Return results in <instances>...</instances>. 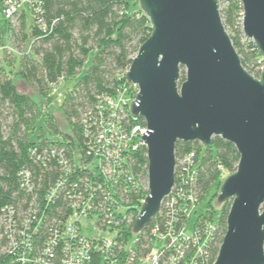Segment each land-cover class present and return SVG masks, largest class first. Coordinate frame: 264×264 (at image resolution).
<instances>
[{
  "label": "trees",
  "instance_id": "16d2710c",
  "mask_svg": "<svg viewBox=\"0 0 264 264\" xmlns=\"http://www.w3.org/2000/svg\"><path fill=\"white\" fill-rule=\"evenodd\" d=\"M41 1V13L33 16L22 10L13 20L7 19L11 48L15 50L4 48V52L14 56L15 51L21 56L18 73L40 99L20 92L14 78L0 74V233L3 232L1 218L4 209L13 207L16 216L27 211L34 196L41 199L49 185L59 177L57 158L47 160V165L38 160L36 155L42 148H64L72 164L85 161L84 120L90 113L96 112L100 98L116 97L131 86L135 89L136 97L138 88L129 83L125 75L141 44L152 32L151 21L141 9L139 0ZM220 2L223 22L241 55L243 65L253 75L260 76L262 57L254 42L248 41L244 35L242 4L238 0ZM27 13L34 18L29 30ZM91 54L93 58L88 70L73 89L66 92L62 101V113L68 122L66 129L62 130L54 114L49 112L45 122L51 136H46L43 129L35 132V119L41 114L40 104L46 99L51 85L61 77L81 72ZM257 66L260 68L257 69ZM185 79L186 69L182 67L180 83ZM137 121L145 123L141 117ZM33 150L37 152L33 154ZM191 152L195 153V160L199 162L196 189L200 202L215 184L225 178V173L229 175L236 170L240 154L234 144L221 137H214L209 148L200 142L179 141L176 145L177 163ZM126 163L139 186L125 196L130 222L123 225L118 240L125 254H128L127 249L131 245L138 257L150 251L148 243L152 229L157 224L163 225V217L152 219L142 232L134 234L133 226L140 211L138 204L148 194L147 147L130 150ZM23 169L32 172L34 188L31 191L23 186L24 178L20 174ZM222 204L219 212L209 201L207 211L196 221L199 224L208 220L216 226L208 245L211 264L218 255L227 230L231 201ZM59 205H63L62 199L52 206L50 218L52 212L57 213L55 208ZM48 220L47 217L40 226L36 241L39 246L49 234L46 228ZM6 243L7 239L0 237V264L6 260V254L2 251Z\"/></svg>",
  "mask_w": 264,
  "mask_h": 264
},
{
  "label": "water",
  "instance_id": "95a60500",
  "mask_svg": "<svg viewBox=\"0 0 264 264\" xmlns=\"http://www.w3.org/2000/svg\"><path fill=\"white\" fill-rule=\"evenodd\" d=\"M243 32L262 57L260 76L242 63L221 16L220 0H139L152 24L126 72L138 88L130 112L144 119L148 194L133 226L142 232L171 194L176 145L214 137L234 144L215 210L231 201L227 230L212 264H264V0H238ZM182 67L186 79L180 83Z\"/></svg>",
  "mask_w": 264,
  "mask_h": 264
},
{
  "label": "built area",
  "instance_id": "2783aa9c",
  "mask_svg": "<svg viewBox=\"0 0 264 264\" xmlns=\"http://www.w3.org/2000/svg\"><path fill=\"white\" fill-rule=\"evenodd\" d=\"M41 7V0H0V12L8 20L22 10L35 16L41 13ZM124 93L126 90L116 97H101L96 112L85 118V161L72 164L66 150L56 146L42 148L36 155L44 165L57 158L60 174L41 199L34 196L27 211L16 216L13 207L4 209L0 237H5L7 243L2 248L6 260L1 264H211L208 245L216 229L214 223H195L192 233L186 231L199 202V162L194 152L178 160L174 187L158 215L163 217V225L152 229L150 251L138 257L131 245L128 254L122 251L118 236L123 225L130 222L125 196L139 186L126 163V155L146 146L141 135L148 128L130 112ZM20 174L23 186L33 190L32 172L23 169ZM59 199L63 205L57 206V213L52 212L50 218L52 206ZM47 217L49 234L39 246L38 233ZM86 218L94 222L87 226L93 234L84 228L82 219ZM155 242L159 244L157 248Z\"/></svg>",
  "mask_w": 264,
  "mask_h": 264
},
{
  "label": "rangeland",
  "instance_id": "374dc122",
  "mask_svg": "<svg viewBox=\"0 0 264 264\" xmlns=\"http://www.w3.org/2000/svg\"><path fill=\"white\" fill-rule=\"evenodd\" d=\"M26 19H27V26L29 30V28L34 24V18L30 13H27ZM0 26L2 29V41L0 43V66L3 68V70L0 71V74L3 76L14 78L16 80V84L20 92L35 96L40 99V96L36 93V91L18 73L21 56L15 51H14V56L8 55L4 52V48L6 47L7 49L9 47L11 48V41H10V33H9V21L4 17V15L1 12H0ZM92 58H93V54L89 56L83 69L78 74L70 76V77H61L58 80V82L51 85L47 93L46 99L40 104L41 114L35 119V127H34L35 132H38L41 129H43L46 136H51L48 127H46L47 125L45 122L46 118L48 117L49 112L54 114V116L56 117V120H58V123L61 129L62 130L66 129L68 122L62 113V108H61L62 101L64 99L66 92L73 89L77 81L86 73V71L88 70L89 66L92 63ZM256 68L259 69L260 67L257 66ZM134 93H135V89L132 86L127 87L126 93H124L123 96L125 100L128 102V104H130L135 99ZM226 176H227V173H225V177ZM224 179H222L219 183L215 184L210 189L205 199H203L196 205L194 212L189 217V222H188V226L186 229L188 234L192 233L193 227L196 221L198 220V218L207 211L209 201L212 202L215 197L219 196L220 188H221L222 183L224 182ZM145 197L142 198L140 203L138 204L139 208H141ZM221 208L218 209L217 211L220 212ZM82 223L84 225V228H86L87 230L86 232L88 234H93V232L90 231V227H87L89 225H94L93 220L90 221V219H87V218L82 219ZM96 233L99 234L98 232ZM102 234H108V233L100 232V235ZM158 246L159 244L155 242L154 247L157 248Z\"/></svg>",
  "mask_w": 264,
  "mask_h": 264
}]
</instances>
